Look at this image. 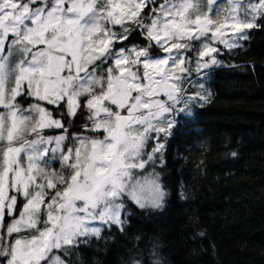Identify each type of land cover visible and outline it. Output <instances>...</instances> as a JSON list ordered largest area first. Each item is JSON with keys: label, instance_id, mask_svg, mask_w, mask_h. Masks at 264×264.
<instances>
[{"label": "snow or ice", "instance_id": "obj_1", "mask_svg": "<svg viewBox=\"0 0 264 264\" xmlns=\"http://www.w3.org/2000/svg\"><path fill=\"white\" fill-rule=\"evenodd\" d=\"M206 3L0 0V264H87L136 209H164L168 139L211 95L185 88L192 42L199 73L264 29V0ZM127 264L165 261L153 243Z\"/></svg>", "mask_w": 264, "mask_h": 264}, {"label": "trees", "instance_id": "obj_2", "mask_svg": "<svg viewBox=\"0 0 264 264\" xmlns=\"http://www.w3.org/2000/svg\"><path fill=\"white\" fill-rule=\"evenodd\" d=\"M243 43L231 52L218 45L221 65L199 73L187 65L192 85L185 88L200 91L203 84L211 95L189 105L192 114L168 139L164 209H136L125 232L81 250L87 264H127L132 249L148 259L153 243L165 264H264V29ZM86 118L85 110L75 127Z\"/></svg>", "mask_w": 264, "mask_h": 264}, {"label": "rangeland", "instance_id": "obj_3", "mask_svg": "<svg viewBox=\"0 0 264 264\" xmlns=\"http://www.w3.org/2000/svg\"><path fill=\"white\" fill-rule=\"evenodd\" d=\"M217 4L219 5H226V0H217ZM202 10L206 11L207 10V3L206 0H202ZM216 7V4L213 5V9ZM203 43V40L199 41V42H192L191 44V48L192 50L189 51L187 54L189 56L193 55V59L190 60V63L188 64L189 67H193L196 68V61L198 59V50L200 48V45ZM222 46V45H219ZM15 58V57H14ZM27 107V106H26ZM47 133V134H46ZM46 135H53V134H49L48 132H46ZM11 223V222H10ZM7 227V226H6ZM25 235H29V234H25Z\"/></svg>", "mask_w": 264, "mask_h": 264}]
</instances>
